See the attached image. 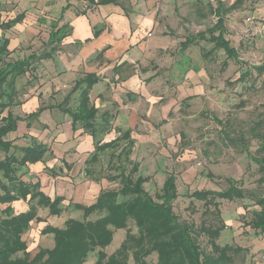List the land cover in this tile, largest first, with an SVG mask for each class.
Here are the masks:
<instances>
[{"label": "rangeland", "instance_id": "rangeland-1", "mask_svg": "<svg viewBox=\"0 0 264 264\" xmlns=\"http://www.w3.org/2000/svg\"><path fill=\"white\" fill-rule=\"evenodd\" d=\"M208 1L215 4L216 0H189L180 4L182 12L176 13L178 20H175L180 23L172 40L175 46L159 53L148 63V67L154 65L151 70L157 69L158 76L149 85L148 94L140 96L136 102L139 127L131 135L135 143L130 157L139 163L138 174L149 177L143 187L153 197L160 191L166 175H175L178 196L172 206L179 220L192 223L196 230L201 226L225 224L217 244L240 248L228 253L230 264H264V232L249 225L253 210L259 207L249 194L230 201L216 199L215 210L212 204L189 197L194 190L227 188L226 178L236 180L237 185L248 192L264 193L259 165L250 157L264 158V70L258 74L253 69L249 76H242L250 67L264 62V29L261 27L264 0H240L225 16V38L236 48L237 59L227 58L222 49L208 53L213 44L206 41H197L179 53L178 38L204 30L215 21L210 15ZM233 1L223 0V3L228 5ZM12 4L4 6L7 12L12 11ZM39 14L37 19L22 24L26 29L34 27V30L26 32L15 27L7 32L17 44L9 59L30 52L40 53L46 48L48 22ZM44 70L45 66L40 65L34 71L35 75L27 73L17 79L18 102L24 99V93H28L30 87L40 90L46 75ZM189 95L192 97L184 99ZM112 115L113 121L115 115ZM106 153L100 157V164L95 165L100 169L96 176H92L94 179L117 173L114 164L108 165ZM104 183L102 190L119 188L117 181L106 179ZM103 213H93L86 220H94ZM68 218L82 220V212L71 204L65 205L63 213L53 218L52 223L63 227ZM30 227L35 229L26 230L22 238L32 257L40 243L47 244L45 239L49 235L42 236L35 225ZM128 232L138 236L131 219L127 220L125 227L113 230L112 241L104 248L105 253L116 252ZM196 243L201 251H210L206 235L197 234ZM132 244L130 250L140 248L136 256L144 264H157L155 251L142 256L150 247L147 241L141 239L139 244L136 241ZM96 251L90 252L83 264H97ZM123 254H127L126 264H136L131 251Z\"/></svg>", "mask_w": 264, "mask_h": 264}, {"label": "crops", "instance_id": "crops-1", "mask_svg": "<svg viewBox=\"0 0 264 264\" xmlns=\"http://www.w3.org/2000/svg\"><path fill=\"white\" fill-rule=\"evenodd\" d=\"M186 1L189 0H113L100 3L97 0H0V22L22 16L20 21L0 29V39H8L4 63L26 62L23 73L15 78L12 102L1 113V116L9 113L18 117L16 129L8 132L5 140L11 142V147H26L34 142L44 146L46 151L42 158L21 165L17 176L24 182H38L39 191L50 198L56 195L64 198L58 215H50L47 207H39L37 216L46 220H32L28 230L33 231L35 228L30 226L35 225L42 233V225L43 228L46 225L55 226L53 218L63 213L65 205L74 202L88 205L95 201L106 185L104 180L107 176L100 179L93 177L100 169L99 165H95L100 164V157L105 152L108 165L112 166L109 162L112 148L96 151L93 136L80 125L72 127L71 117L66 113V109H73L77 105L82 84L77 87L76 82L86 75L95 79L87 95L89 103L97 110L96 128L106 130L103 133L97 131L95 141L100 144L109 142L116 137L113 133H118L117 130H130L132 135L139 127L136 102L140 96L148 94L149 85L158 76L157 69L151 70L154 65H147L156 55L175 46L172 40L180 23L175 21L178 20L176 13L179 15L182 12L180 4ZM233 2L228 5L223 0H216L215 4L207 2L215 21L219 9V14L224 18L225 30V16L232 10L229 7ZM10 3H13L10 6L12 11L7 12L4 6ZM39 13L48 22L46 48L40 53L30 52L26 56L9 59L17 44L7 32L15 27L26 32L34 30V27L32 29L26 25V29L22 24L37 19ZM214 22L199 31H205ZM199 31L178 38L179 53L190 46L182 49L181 42ZM40 65L45 66L43 85L40 90L30 87L28 93H24V99L18 102L17 79L27 73L35 75L34 71ZM5 85L4 90L8 92ZM68 95L69 102L62 104ZM190 95L186 97L191 98ZM112 113L115 115L113 121ZM103 114H107V118ZM12 151L13 148H10ZM94 153L97 157L90 160ZM4 157L5 152L0 150V161ZM6 206L11 207L13 214L28 208L23 199L0 203V211ZM45 235H49L45 239L47 244L43 246L40 243L38 248L53 246L52 233H42V236Z\"/></svg>", "mask_w": 264, "mask_h": 264}, {"label": "trees", "instance_id": "trees-1", "mask_svg": "<svg viewBox=\"0 0 264 264\" xmlns=\"http://www.w3.org/2000/svg\"><path fill=\"white\" fill-rule=\"evenodd\" d=\"M107 1L113 0H97L99 3ZM238 2L240 0H235L229 9H233ZM218 10L214 24L205 31L187 36L180 44L182 49L197 41H206L213 44L208 53L214 49H222L227 58L237 59L236 48L231 46L224 36V18ZM21 18V15H17L12 20L0 22V29L7 28ZM217 31L218 34H215ZM7 44L8 39L2 37L0 39V150L5 152V157L0 161L2 176L0 203L23 199L27 202L28 208L17 214L12 213L10 206L0 211V264H83L88 254L96 249L97 264H126L127 254L123 253L128 251H131L134 263L144 264L136 256L140 248L130 250L133 246L132 242L136 241V244H139L141 239L150 244L142 256L155 251L157 264H230L231 257L228 253L239 251L240 248L217 244L216 240L225 224L220 223L217 227L201 226L196 230L192 223L181 221L174 214L172 202L178 196L174 174L166 175L160 191L154 197L144 189L143 184L149 180V177L138 174L139 163L130 157L134 145L130 130H117L118 136L109 142L100 144L95 141L96 132L103 133L106 130H98L95 126L97 110L91 106L87 95L88 89L95 82L91 75H86L76 82L77 87L82 84L77 105L73 109H66V113L71 117L72 127L80 125L84 131L93 136L96 151L112 148L109 162L114 164L117 173L108 175L107 179L117 181L119 188L99 192L95 201L88 205L72 203L75 209L82 212L83 219L68 218L64 221L63 227L46 225L41 232L52 233L53 246L39 247L30 257L27 244L22 238L23 233L28 230L32 220L41 219L37 216L39 207H47L50 215H58L64 198L59 195L50 198L39 191L38 182H24L17 176V170L21 165L40 160L46 148L35 142L26 147H11V142L5 140L6 134L16 129L18 117H13L9 113L1 116V113L12 102L15 78L23 73L26 67L25 61L4 63V57L8 53ZM250 68L242 73V76H249L253 69L260 74L264 70V62ZM4 84L7 85L8 92L4 90ZM68 102L69 95L62 104ZM103 115L107 118V114ZM122 141L124 143L121 144ZM10 148H13L12 152ZM247 154L250 155L249 152ZM96 157L94 153L90 160ZM250 157L258 163L259 171L262 173L261 179L264 181V158ZM225 180L228 187L223 190H194L189 197L212 204L215 210L216 199L230 201L242 199L249 194L254 204L259 207L253 210L249 225L258 232H264V193L248 192L237 185L236 180L231 178ZM100 212H104L102 216L94 220H86L89 215ZM129 219L133 220L138 236L128 232L116 252L107 255L104 248L111 243L113 230L125 227ZM197 234L206 235L210 251L200 250L196 243ZM119 253L122 255L118 256Z\"/></svg>", "mask_w": 264, "mask_h": 264}, {"label": "built area", "instance_id": "built-area-1", "mask_svg": "<svg viewBox=\"0 0 264 264\" xmlns=\"http://www.w3.org/2000/svg\"><path fill=\"white\" fill-rule=\"evenodd\" d=\"M262 29H264V23L261 25Z\"/></svg>", "mask_w": 264, "mask_h": 264}]
</instances>
